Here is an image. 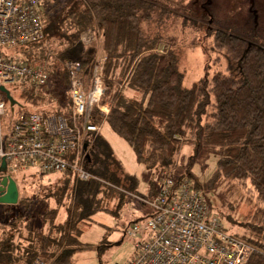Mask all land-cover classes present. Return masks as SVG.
<instances>
[{
    "label": "trees",
    "instance_id": "1",
    "mask_svg": "<svg viewBox=\"0 0 264 264\" xmlns=\"http://www.w3.org/2000/svg\"><path fill=\"white\" fill-rule=\"evenodd\" d=\"M43 12L44 37L19 47L14 57L42 63L49 51H56L53 42L58 39L64 44L58 51L59 58L64 63L72 59L81 61L84 74H89L98 52L92 45H85L81 36L86 31H98L106 57V93L111 98L105 122L129 142L139 162L166 168L172 173L183 142L199 138L205 145L219 148L210 186L221 179L251 181L263 206L255 212L257 222L251 233L236 236L257 247L247 264H264V20L258 24L260 28L257 25L246 32L209 28L215 54L212 62L216 68L212 70V63L209 64L203 79L185 87L176 40L160 33L149 34L144 26L156 16L179 15L163 0H44ZM186 18L197 25L196 17ZM205 18L202 16L198 23ZM52 65L54 68V62ZM121 65L122 78L118 82L121 88L113 90L117 68ZM49 71L52 76L54 70ZM61 72L57 70L63 76ZM125 89L140 92L141 98H133ZM10 91L15 98L14 91ZM27 99L31 104L26 105L27 111L32 108L48 112L55 108L66 114V109L58 103L43 108L37 107L39 99ZM103 119L94 114L95 122L101 123ZM94 143L91 153L96 148ZM90 165L92 160L88 168L95 175L117 181L118 177L99 173ZM64 174L76 180V197L67 207L66 220L57 222L61 207L52 208L48 212L52 215L50 230L38 232L27 224L25 237L17 222H1L0 264H32L37 258L47 264H72V253L85 247L78 242L80 223L100 209L96 194L102 188L115 190L98 180H80L72 171ZM13 177L17 181L18 176ZM84 192L94 193V198L84 199ZM26 201L28 198L24 199L25 204ZM26 207L19 216L26 215L29 211Z\"/></svg>",
    "mask_w": 264,
    "mask_h": 264
},
{
    "label": "rangeland",
    "instance_id": "2",
    "mask_svg": "<svg viewBox=\"0 0 264 264\" xmlns=\"http://www.w3.org/2000/svg\"><path fill=\"white\" fill-rule=\"evenodd\" d=\"M163 1L179 15L156 16L152 23L144 24V26L149 34L160 33L165 38L173 37L176 40L179 68L184 73L185 87H190L203 79L207 75L209 64L212 63L210 66L212 70L214 67L216 68L212 62L215 54L213 35L209 28L224 27L233 29V31L246 32L255 29L264 20V0ZM204 15L206 16L205 20L198 23V19ZM184 16L196 17L197 25H193L192 21ZM89 44L95 47L97 52L103 45V38L98 31L94 32ZM53 45L56 51L53 53L49 51L44 61L49 70H54L48 82L49 91L57 96L58 104L65 108L67 113H70L69 78L64 67L65 63L58 54V51L64 48V44L56 39ZM17 52L18 48L5 49V53L12 57ZM99 59H101V55L97 54L95 61ZM121 61L122 58L119 59V62ZM121 68L122 65L117 68L113 90L121 88V84H118L122 78ZM57 70L62 71L63 76L57 74ZM83 77L84 81H87L89 75L83 74ZM0 84H2L1 80ZM6 86L14 91L15 98L24 106L31 105L27 99L29 97L39 99L40 104L37 103V107L50 108L54 105L53 102L51 104V98H46L44 93L39 92L37 95L30 88H24L22 91L20 87H16L17 83H7ZM126 90L128 91V89L124 91ZM129 91L135 98H141L140 92ZM0 96L5 98L2 92H0ZM110 101V95H105L104 103H111ZM7 107L5 127L9 126L12 117L8 102ZM20 108V106H16V112ZM94 112L100 117L99 111ZM100 122L102 130L94 140L96 148L91 153L92 165L90 166L99 173L118 178H116L117 181L112 182L106 177L102 176L103 178H101L96 175L101 180H98L99 182L110 183L109 187L115 191L110 192L105 187L102 188L103 191L96 194L100 209L94 210L90 219L85 218L80 223L81 231L77 235L78 242L85 247L72 253V264H126L131 260L135 255L136 243L139 239L129 235L128 231L135 222L144 219L152 212L151 207L132 194L151 197L154 184L159 177L157 167L139 162L135 150L129 142L117 134L109 123L105 122V119ZM219 152V148L209 147L199 138L192 142H183L176 158L173 173L176 177H189L193 184L204 189L208 204L219 215L230 234L251 233L253 225L257 222L255 212L260 206H263V202L250 180L221 179L216 182V185L210 186V179L217 168ZM15 175L18 176L19 202L16 204L0 203V223L17 222V226L22 227L24 237L28 234V230L25 228L27 224L31 225L32 230L47 233L50 230L49 221L52 218L48 212L57 206L67 209L72 204L76 197V193H74L76 180L61 172L42 177H39L34 171L18 172ZM123 189L129 193L123 192ZM83 197L84 199H93L94 193L84 192ZM26 198L28 201L25 204L24 199L26 200ZM58 199L61 200V204H58ZM25 207L29 211L23 217L19 216ZM62 215L63 211L57 217L58 222L63 221ZM46 219L47 221H45ZM1 233L2 226L0 224V235Z\"/></svg>",
    "mask_w": 264,
    "mask_h": 264
},
{
    "label": "built area",
    "instance_id": "3",
    "mask_svg": "<svg viewBox=\"0 0 264 264\" xmlns=\"http://www.w3.org/2000/svg\"><path fill=\"white\" fill-rule=\"evenodd\" d=\"M43 2L0 0V80L4 85L17 83L22 91L30 88L37 95L44 93L55 104L58 100L49 91L51 74L46 63H31L5 53V49L26 46L44 37ZM93 35L86 31L81 41L87 45ZM105 62V56L95 61L87 81L81 61L65 62L70 113L61 114L55 108L27 111L21 103L12 111L6 96H0V167L5 158L12 176L24 171L44 175L72 171L80 180L101 181L88 168V155L102 127L94 121V111L106 119L111 108V103H104ZM7 102L12 117L5 127ZM16 106L21 107L17 112ZM154 189L151 197L132 194L152 212L129 229L128 234L139 241L134 257L126 264H247L257 251L255 245L226 230L208 204L204 189L189 177H176L160 168ZM32 264L47 262L37 258Z\"/></svg>",
    "mask_w": 264,
    "mask_h": 264
},
{
    "label": "water",
    "instance_id": "4",
    "mask_svg": "<svg viewBox=\"0 0 264 264\" xmlns=\"http://www.w3.org/2000/svg\"><path fill=\"white\" fill-rule=\"evenodd\" d=\"M0 92H3L10 103L11 110H14L15 105H20L18 100L11 94L10 89L4 85H0ZM88 147V143L84 144V149ZM89 162L91 156L88 155ZM0 203L16 204L19 202L20 193L16 179L8 174L7 160L4 158L0 167Z\"/></svg>",
    "mask_w": 264,
    "mask_h": 264
},
{
    "label": "crops",
    "instance_id": "5",
    "mask_svg": "<svg viewBox=\"0 0 264 264\" xmlns=\"http://www.w3.org/2000/svg\"><path fill=\"white\" fill-rule=\"evenodd\" d=\"M98 55H101V58H103L104 56H105V54H104V50H103V48H102V46L98 49ZM126 92L127 93H129L130 94V91L128 90H126ZM134 92V91H133ZM131 95V94H130ZM133 98H135V96L132 94L131 95ZM137 99V98H136ZM101 130H102V127H101ZM101 132V131H100ZM61 211H63V215H62V219H63V221H65L66 220V218H67V215H68V213H67V209H65L64 207H61L60 208V210H59V214H60V212ZM58 214V215H59ZM63 221H59V222H63ZM58 222V221H57Z\"/></svg>",
    "mask_w": 264,
    "mask_h": 264
}]
</instances>
